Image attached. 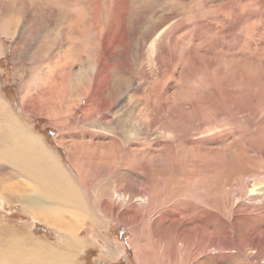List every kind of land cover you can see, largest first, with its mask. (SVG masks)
Wrapping results in <instances>:
<instances>
[{
  "label": "rangeland",
  "instance_id": "1",
  "mask_svg": "<svg viewBox=\"0 0 264 264\" xmlns=\"http://www.w3.org/2000/svg\"><path fill=\"white\" fill-rule=\"evenodd\" d=\"M10 129L73 187L46 199L0 157V250L264 264V0H0Z\"/></svg>",
  "mask_w": 264,
  "mask_h": 264
},
{
  "label": "bare ground",
  "instance_id": "2",
  "mask_svg": "<svg viewBox=\"0 0 264 264\" xmlns=\"http://www.w3.org/2000/svg\"><path fill=\"white\" fill-rule=\"evenodd\" d=\"M4 106L3 104V107ZM10 144H13L11 145L13 147H11ZM0 157L7 158V161L11 165L19 167L26 175H32V178L34 177L41 182L42 186H45L46 191L49 192V194L44 193V198L49 199L55 196L71 195L73 187L72 181L68 177L63 166L61 167L58 164L55 156L45 147L41 139L30 131H24L21 135L19 130L10 129L5 134V137L0 140ZM139 197V203H148L149 198L147 194ZM135 199L126 194V196L124 195L123 197V202L128 205L129 202L133 203V200H137ZM27 201L29 203L36 202L35 198H27ZM199 227L201 228V226ZM186 243L187 242H184L181 248L184 252L187 250ZM75 244L79 248L83 246V242L79 237L75 240ZM34 245L36 251H23L19 250L16 246L1 249L0 264H75L73 261V254L56 251L50 247L43 248L41 242L36 240ZM109 253L112 254L110 251Z\"/></svg>",
  "mask_w": 264,
  "mask_h": 264
},
{
  "label": "trees",
  "instance_id": "3",
  "mask_svg": "<svg viewBox=\"0 0 264 264\" xmlns=\"http://www.w3.org/2000/svg\"><path fill=\"white\" fill-rule=\"evenodd\" d=\"M42 232L46 233L44 230H42Z\"/></svg>",
  "mask_w": 264,
  "mask_h": 264
}]
</instances>
